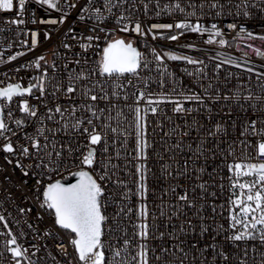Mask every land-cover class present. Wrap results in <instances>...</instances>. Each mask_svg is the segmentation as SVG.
I'll use <instances>...</instances> for the list:
<instances>
[{
  "label": "snow or ice",
  "instance_id": "1",
  "mask_svg": "<svg viewBox=\"0 0 264 264\" xmlns=\"http://www.w3.org/2000/svg\"><path fill=\"white\" fill-rule=\"evenodd\" d=\"M34 2L46 6V10L60 13L58 18L41 17L40 24H63L69 13L76 10V18L85 22L87 34L81 32L79 38L71 36L80 51H73L72 44L62 42V47L71 56V59L61 57L64 60L62 65L55 60L49 63L45 56L38 55L15 70H38L44 62L46 66L42 72L28 77L27 86L17 81L0 87V181L12 184L13 173H19L15 188L22 191L16 198L26 201L27 205H17V211L21 217L30 216L35 221L34 226L29 220H23L35 236V242L30 241L25 247L18 240L27 233L21 230L19 237L15 235L9 229L7 218L0 214V224L8 229L0 247L9 254L10 264H62L57 255L65 258L63 264H185L189 252L184 250L185 239L181 236L187 238L189 230L195 232L193 219L186 217L178 229L173 225L172 231L168 232L161 230L158 219L163 220V227L167 228L186 210H194L192 216L199 221L198 237L193 236L187 241L195 253L190 264H197V257L200 258L199 264H248L246 257L249 250H257L256 245L253 243L251 249H240V244L258 241L264 248V95H253L252 92L242 95L239 89L231 95H221L217 89L210 95L204 89V95L181 92L177 97L160 93L154 98L148 90L149 77L141 75L142 70H149L151 61L147 54L139 51L132 39L126 40L114 36V33H135L141 38L151 35L153 40L159 36L174 41L179 31L177 35L165 36L161 30L209 32L205 43L224 46L228 41L216 24L208 29L199 23L206 14L205 9L216 17L234 14L249 19L259 13L260 27L264 30V0H199L198 3L197 0H184L183 6L181 0H174L163 7L160 0H155V16L179 11L186 17H196L197 22L193 24L185 18L174 24L150 25L133 15L138 8L135 0ZM27 3L28 0H0V13L14 14L3 19L8 30L13 25L37 22L34 14L29 13ZM151 3L152 0H141L145 17H148ZM89 20L91 24L87 23ZM109 20L114 21L112 28L105 27ZM237 27V36L246 33L247 39L264 41V34H254L236 23L227 25L229 30ZM4 30L0 27V32ZM67 32L72 33L73 28H68ZM23 34L27 36L28 31ZM16 35L19 36L20 32L17 31ZM49 35L44 32V39H49ZM100 41H103L102 48ZM21 44L26 46L27 41L23 40ZM37 44L38 32L33 30L31 49ZM144 44L148 47L146 41ZM248 47L252 48V45ZM89 50L93 52L91 68L88 67ZM149 51L158 67L164 57L172 61L185 60L188 64L202 63L171 52H164L162 56L154 47ZM254 51L257 56H264L259 48ZM22 55L23 52H16L7 59L13 61ZM53 55L59 56V53L53 52ZM0 63L5 61L0 60ZM223 63L236 64L231 57ZM220 66L215 65L217 69ZM160 75L163 77L164 73ZM159 86L164 87L163 79ZM261 91L264 92V88ZM204 96L210 101L223 99L239 105L244 110L239 127L232 120L231 110L226 113L227 119L232 120L231 125L217 121L206 127L195 117L190 124L186 122L185 130L180 133L182 138L190 135L189 128L203 133L197 137L194 149L196 161L203 160V163L194 169L189 167L192 156L187 157L181 166L177 154L172 151L185 150L179 141L171 147L164 145L163 153L172 152L167 158L163 153L153 152L155 142H150L148 136L149 114L158 116L162 112L160 105L171 104L173 114L192 116L196 109L186 107L184 102L207 104ZM130 99L132 103H128ZM225 106L227 103L222 107ZM17 110L21 114L19 117L14 115ZM206 111L210 113L211 108ZM164 119L170 121L171 117L165 115ZM155 127H163L160 120L155 121ZM230 128L238 131L236 137L231 135ZM175 131V128L165 131L164 136L170 137ZM129 144L132 145L131 151H127ZM121 149L131 157V160L126 159L125 168H134L132 187L127 180L120 178L119 165L113 163V160L121 159ZM237 149L241 150L239 159ZM186 150L193 151L191 144ZM153 155L157 160L165 161L161 164L163 178L173 181L158 198L159 217L149 208L148 161ZM206 173L208 179H205ZM67 177H73L74 182H67ZM28 180L32 181L31 185ZM109 186L120 191H109ZM217 187L225 194L220 203H217ZM3 191L8 194L6 199L13 198L14 193L7 186ZM169 194L174 200L166 202L164 197ZM133 197L135 205L129 206ZM109 208H113L111 213ZM125 220L132 228L131 235L124 226ZM16 223L19 225L21 221ZM206 235L208 239H205ZM150 240L164 241V244L150 249ZM167 241L173 242L171 247ZM224 245H235L236 250H228ZM51 249H55L56 254ZM42 251L46 255H41ZM259 264H264V251L260 252Z\"/></svg>",
  "mask_w": 264,
  "mask_h": 264
},
{
  "label": "built area",
  "instance_id": "2",
  "mask_svg": "<svg viewBox=\"0 0 264 264\" xmlns=\"http://www.w3.org/2000/svg\"><path fill=\"white\" fill-rule=\"evenodd\" d=\"M63 3V0H60ZM83 2V0H81ZM136 4L138 5L137 11L133 13L134 16H138L142 23H146L150 25L151 23H175L177 20H182L187 18L191 23L195 24L197 22L196 17H186V14H181L179 11L172 12V13H163L159 17L155 16L154 13L155 9V0H152V3L149 5L150 11L148 13V17H145L142 11V4L141 0H135ZM147 2V0H145ZM174 0H160L161 7L165 3H171ZM184 0H181L183 6ZM199 0H197V3ZM26 7L29 10L30 14H34L36 23H27L21 26H11V30H8L7 26L3 24V19H7L14 14L12 13H0V27H3L5 30L0 32V60L5 61V63H0V87L5 86L7 83H16L19 81L22 86H27L28 84V77L35 76L39 72L43 71V68L46 66L44 62H41V69L34 70V69H21L19 72L15 71L21 64H27L29 61L33 60L38 55L45 56L46 60L51 63L53 60L57 62L58 65H62L65 59H71V56L68 55L66 50L62 47V42L70 43L73 45V51H80V49L76 46L77 41L72 40L71 36L76 35L77 38L80 37L81 32L86 33L84 29L85 22L77 20L78 12L73 10L69 15L66 17L63 24L57 25H49V24H40L41 17L45 19L51 18H58L60 13L55 10H46L45 7H41L35 4L34 0H28ZM127 7V4L125 5ZM235 10H233L234 13ZM205 15L202 16L199 20V23L204 26L205 28L211 29L212 24H216L217 27L224 33V38L228 41V44L224 46H220L218 43H205V41L209 38V32L204 33H194L189 31L183 30H161L163 31L164 35H177L178 31L179 34L177 35V39L167 40L161 39L159 36L153 40L151 35H148L144 38L139 37L135 33L129 35L126 33L115 32L114 36H119L124 39H132L134 45L138 48L139 51L146 53L148 60L151 61L149 70H142L141 75L149 77V91L154 94V98L156 95L160 93H167L172 96H177L181 92L191 94L197 93L204 95V89L208 90V94H215L216 90L218 89L221 95H231L233 91L239 89L243 94L248 92H252L253 95H264V92L261 91L264 88V56H257L254 49L259 48L262 52H264V41H261L258 38L254 39H247L246 33H239V27L235 30H229L227 25L229 23H236L238 26L243 25L247 31H251L254 34H264V30L260 27V14L257 13L252 18L245 19L241 17H235L233 15H222L216 17L214 14H210L207 9H205ZM119 15V12H116ZM127 14V13H126ZM200 13H197L199 16ZM27 19V15L25 17ZM87 23L91 24L92 21L89 20ZM114 25L113 20H109L105 27L112 28ZM73 28L72 33H68V28ZM28 31V35L25 36L23 33L24 31ZM38 32V44L35 49H31V31ZM17 31L20 32V35L17 36ZM49 32V39H44V32ZM26 40L27 45H22L21 41ZM144 41L147 42L148 47H145ZM9 43H11V47H9ZM101 48L103 46V41L99 42ZM251 44L252 48H249L248 45ZM188 45H192V47H188ZM154 47L156 51L163 56L164 52H171L178 56H187L191 57L193 60L202 61V63L198 64H188L185 60H177L172 61L168 60L167 57H164L160 66H157V62H155L151 56V52L149 48ZM31 49V50H29ZM16 52H23L24 55L16 57L13 61H8L9 55H15ZM53 52L59 53V56H54ZM246 53V55H245ZM89 57V65L88 67L91 68L92 66V59H93V52L89 50L88 52ZM231 57L232 60L236 62V64L240 65L239 67L236 64H225L223 61ZM216 64H220V68L217 69L215 67ZM71 69V65L69 66ZM251 69V71H248ZM199 70V71H197ZM51 72V69H49ZM163 72L164 75L161 77L160 73ZM168 73H172V76H169ZM164 80V87L161 88L159 86V81ZM154 81V82H153ZM34 82V81H33ZM135 83V81H134ZM211 85L212 87L209 88L208 86ZM131 92V89H129ZM205 100L208 101L207 104H200L198 105L197 102H184L186 107H192L196 109L193 112L192 116H185L183 114H173L171 112V108L173 105L171 104H162L160 107L162 108V112L158 116H151L149 114L150 124L148 127V136L150 142H155V147L153 152L163 153V147L167 144L169 147L176 144L178 141L182 145V149H173L172 151L177 154V158L179 159L181 166H183L184 160L187 157L192 156L193 162L189 164L190 169H194L198 164H202L203 160L196 161L194 156V149L196 147V139L198 136L203 135V133H198L192 128H189L188 131L190 135L187 137H181L180 133L185 130L186 122L188 124L191 123V119L195 117L196 119L200 120L201 123L205 124V126H209L210 124H214L217 121L220 123H227L231 125L232 120L237 122V128L239 127V122L242 120L244 110L239 107V105H232V103L225 102L221 99L219 102H214L208 100L207 96H204ZM16 99V98H14ZM35 103V101H32ZM121 104L123 102H120ZM128 103H132L130 99ZM227 105L222 107L223 105ZM103 106V105H102ZM13 108H15V104H13ZM207 108H211V112L209 113L206 111ZM231 110L232 112V120H228L226 117V113ZM250 111V109H248ZM127 113V110L125 109ZM14 115L19 117L21 114L17 111L14 112ZM112 115L115 116V111L112 112ZM170 116L171 120H165L164 116ZM160 120L163 127L158 128L155 127V121ZM115 123V121H113ZM173 128L176 131L170 136L165 137V131H171ZM231 135L236 137L238 135V131L229 129ZM254 142V141H253ZM191 144L193 151H188L187 145ZM132 145L129 144L127 151H131ZM251 151V150H250ZM165 157L172 155V152L163 153ZM254 156L255 153L252 152ZM236 156L239 159L241 157V150L237 149ZM131 160V157L126 155L125 150L121 149V159L120 160H113V163H117L119 165V176L121 179H125L128 181L129 186L132 187L131 179H132V172H134V168L129 167L125 168V161ZM165 161L157 160L155 155L150 156L148 161V167L150 171L148 173V186H149V208L151 212H155L157 217H159V209L156 207V204L159 203V197L161 196L162 191L167 187L168 184L173 183L171 179L165 180L163 178V173L161 171V164ZM173 172H175V166H173ZM208 171H211V166L208 167ZM125 172L128 174L125 175ZM19 173H13V183L12 184H5V182L0 181V214L4 215L7 218V223L9 224V229L13 231L15 235L19 237V233L23 230L27 235L22 239H19L18 242L24 244L27 247L28 242H35V236L28 229L27 225L23 223L24 219L29 220V222L33 223L35 226V221L31 219L30 216L21 217L17 211V205L19 206H26L27 202L21 199H17L20 195L21 189L15 188V183L18 182ZM205 179H208L207 173L205 174ZM28 184L31 185L32 181L28 180ZM7 186L11 189L14 193V196L11 200L7 198V192L3 191L4 187ZM225 188H227V182L225 181ZM120 191L119 189H113L112 186H109V191ZM210 191L212 189H209ZM217 192V203H220L225 198V194H222L217 187L215 189ZM153 193L155 195H153ZM118 199V197H117ZM166 202L173 201L174 197L169 194L168 196L164 197ZM135 205V197H133L129 206ZM113 211V208H109V213ZM194 210H186L185 214L180 217V219H174L171 223L168 224L167 228H164V221L158 219V223L161 226V230L163 231H172L173 225L178 229L180 227L181 221L184 220L186 217L192 218L194 224L196 225L195 232L189 230V235L187 238L181 236V239H185L184 250L189 252L188 261L185 264H190L192 261L193 255L195 254L192 250L188 247L187 241L191 240L193 236L199 235V221L196 217L192 216ZM219 211V209H218ZM11 213V216H9ZM207 215V211L205 213ZM47 219V218H46ZM132 219L135 220V215H132ZM17 220H20L21 223L18 225L16 223ZM44 225H41L43 227ZM124 226L128 227V234L131 235L132 228L129 225L127 220L124 221ZM8 229H5L2 224H0V242L6 239V232ZM108 237H105L107 240ZM205 239H208L207 235ZM218 240H222V237H217ZM50 243V241H49ZM172 241H167L169 247L172 245ZM253 243L256 245V251L249 250L248 256L246 260L248 264H259L260 260V252L264 251V248H261L259 242H252L249 241L247 245L244 243L240 244V249L248 247L251 249ZM164 241H149V248H155L159 246H163ZM228 250H236L235 245H224ZM53 254H56L55 249H51ZM71 252V249H69ZM211 250L209 249V254ZM41 255H46L45 252H41ZM150 258L154 261L155 257L150 252ZM177 255H181L177 253ZM57 259L63 261L65 258L57 255ZM71 259V256L68 257ZM200 258L197 257V264H199ZM0 264H10V257L7 252L0 247Z\"/></svg>",
  "mask_w": 264,
  "mask_h": 264
},
{
  "label": "water",
  "instance_id": "3",
  "mask_svg": "<svg viewBox=\"0 0 264 264\" xmlns=\"http://www.w3.org/2000/svg\"><path fill=\"white\" fill-rule=\"evenodd\" d=\"M67 182H74V178L73 177H67Z\"/></svg>",
  "mask_w": 264,
  "mask_h": 264
}]
</instances>
